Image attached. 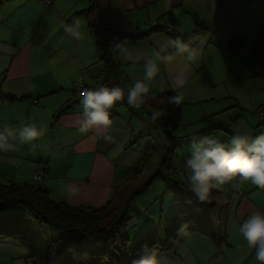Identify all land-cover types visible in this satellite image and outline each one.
<instances>
[{"label":"crops","instance_id":"obj_1","mask_svg":"<svg viewBox=\"0 0 264 264\" xmlns=\"http://www.w3.org/2000/svg\"><path fill=\"white\" fill-rule=\"evenodd\" d=\"M49 1L44 6L39 0H3L0 7V91L11 99L0 98V127L48 126L35 149L24 144L0 152V182L34 185V171L40 165L46 169L44 189L53 200L94 209L117 200V192L132 180L144 155L142 148L130 144L140 133L141 122L135 126L133 111H118L117 104L111 126L79 132L81 108L76 100L82 87L118 84L126 91L143 76L144 62L134 57L158 54L151 93L174 91L183 97V89L206 68L210 53L230 55L233 38L250 45L264 20V0ZM159 16L172 31H150L148 21ZM76 18L85 33L81 39L64 30ZM104 37L103 51L98 41ZM125 38L133 59L112 47V42ZM244 49L233 53L246 54ZM178 81H183L179 87ZM189 232H181L173 244L182 257L175 264H187L186 251L198 257L215 251V242L198 234L184 236ZM225 247L206 264H257L253 251H245L241 244Z\"/></svg>","mask_w":264,"mask_h":264},{"label":"rangeland","instance_id":"obj_2","mask_svg":"<svg viewBox=\"0 0 264 264\" xmlns=\"http://www.w3.org/2000/svg\"><path fill=\"white\" fill-rule=\"evenodd\" d=\"M39 1L44 6L51 4L49 0ZM160 18L159 16L150 19L147 26L152 29L160 26L164 31H172ZM261 27L262 25L259 27L258 36ZM254 41L255 38H251L250 45H241V48H245L246 54L233 53L231 50L230 55L225 56L210 53L205 60L206 68L187 84V90L183 89L180 127L172 133L171 141L175 147L168 160V169L165 171L161 170L159 165V159H163L166 152L163 130L151 119L148 112L139 111L120 101L118 111L125 108L131 110L133 114H130V117L133 116L134 125L141 122L140 133H136L135 139L133 138L130 143L131 146L142 148L143 153L147 149L153 150L152 163L148 168L146 166L142 169L144 171L146 168V171L138 177L133 174L132 180H128L127 186L117 192V200L114 199L110 205L113 215L117 213L126 220L130 245L153 229L159 227L163 229L174 214L182 211L191 212L194 205L192 201L196 200L205 205L202 207L214 205L216 210V239L205 237L216 243L215 251L200 257L186 251L185 263L206 264L221 254L224 245L225 249L229 247L232 249L233 243L237 247L241 244L245 251H251L237 229L244 215L264 210V189L237 177L232 182L210 189L207 200L199 201L188 187L186 171L183 165L180 168V164L186 157L193 132L215 133L222 139H227L242 125H247L253 135L264 131V117L259 114L261 108H264V69L251 56ZM210 48L216 49L219 46ZM200 52L203 53V49ZM197 60L200 61V58L197 57ZM194 63L195 61L192 62ZM144 114L147 115L146 119L143 118ZM42 171L45 173L43 169ZM44 177L45 174L43 179ZM180 194H187V197L180 198ZM115 202L118 204H114ZM20 227L28 238L32 251L14 240L7 243L10 239L0 235V264H43L45 239L51 242L69 233L67 229L55 228L48 224L39 225V229L27 223L21 224ZM191 232L193 231L185 233L184 236L198 234ZM174 242L171 248L158 245L150 251L155 252L158 264H175L181 261L182 257L176 251L177 245L173 247ZM221 260L220 257L218 262Z\"/></svg>","mask_w":264,"mask_h":264},{"label":"trees","instance_id":"obj_3","mask_svg":"<svg viewBox=\"0 0 264 264\" xmlns=\"http://www.w3.org/2000/svg\"><path fill=\"white\" fill-rule=\"evenodd\" d=\"M2 4L3 0H0V7ZM150 29V31L164 30L162 27ZM197 33L198 30L195 35ZM105 38L102 42L98 41V45L103 51L107 44ZM242 43L241 40L233 38L229 42L228 49L234 51L241 47ZM251 56L264 69V20L261 32L252 47ZM102 59L104 58L102 57ZM174 94V91L152 93L145 104L140 107L149 115L154 109L164 110V114L156 119L163 130L164 144H166L165 155L163 159H159V165L163 171L168 169V160L175 147L171 141L172 133L180 127L183 102L179 105L169 103V97ZM0 98L2 100L9 99L2 96L1 91ZM76 103H78V99ZM119 103L117 104L119 105ZM122 103L124 104L125 101ZM146 116L144 114V117ZM152 151V149L145 151L140 164L134 169L136 175L151 163ZM183 160L180 168H182ZM37 168H41V166L38 165ZM41 169L46 172V169ZM179 196L184 199L187 194ZM192 202L194 205L191 212L182 211L174 214L163 229L162 227L153 229L130 245L126 220L117 213L113 215L114 212L110 209L111 201L98 209L72 206L53 200L45 189L9 181L0 183V235L12 239L32 251L28 238L23 234L20 225L27 223L31 227L39 229V225L48 224L55 228L67 229L69 233L51 242L45 239L43 264H102V262L132 264L134 259L145 252L146 247L149 252L158 245L163 248H171L175 239L186 230L212 240L216 239L214 205L202 207L196 200Z\"/></svg>","mask_w":264,"mask_h":264},{"label":"clouds","instance_id":"obj_4","mask_svg":"<svg viewBox=\"0 0 264 264\" xmlns=\"http://www.w3.org/2000/svg\"><path fill=\"white\" fill-rule=\"evenodd\" d=\"M81 20L76 18L64 25V30L75 39H81L85 33L81 30ZM126 39L112 42V47L125 59H133ZM136 61L143 60V76L136 79L125 91L118 84L109 87H82L78 103L81 115L77 123L78 131L86 133L94 127H109L113 124L111 109L120 101L134 108H140L152 95L150 82L158 72V54L153 56L137 55ZM183 81H178L181 86ZM183 97L174 94L169 103L179 105ZM164 114L163 109H154L151 119L155 121ZM46 124L26 123L19 129L7 124L0 127V152L14 151L18 145L28 144L32 149L35 141L46 136ZM111 137H105L110 139ZM188 187L199 201L208 198L210 189L232 182L235 178L249 182L264 189V131L253 135L247 125H242L227 139L215 133L202 134L198 131L190 136L187 154L183 160ZM238 232L253 251L257 264H264V210L253 211L238 225ZM132 264H158L155 252H145L132 261Z\"/></svg>","mask_w":264,"mask_h":264},{"label":"built area","instance_id":"obj_5","mask_svg":"<svg viewBox=\"0 0 264 264\" xmlns=\"http://www.w3.org/2000/svg\"><path fill=\"white\" fill-rule=\"evenodd\" d=\"M160 27V26H159ZM33 103H36V100L33 101ZM118 103V102H117ZM116 104L113 105V108L111 109V116L112 118L115 116V107H116ZM260 113V116L264 117V109H261L259 111ZM43 176H44V173L42 171L41 168H37L34 172V186L37 188V189H44V185L42 183V180H43Z\"/></svg>","mask_w":264,"mask_h":264}]
</instances>
